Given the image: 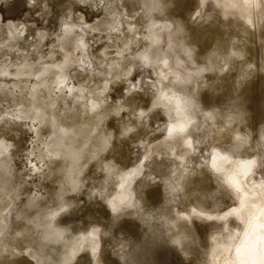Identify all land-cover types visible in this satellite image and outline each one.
Masks as SVG:
<instances>
[{
  "label": "rangeland",
  "instance_id": "obj_1",
  "mask_svg": "<svg viewBox=\"0 0 264 264\" xmlns=\"http://www.w3.org/2000/svg\"><path fill=\"white\" fill-rule=\"evenodd\" d=\"M123 2L133 5L129 18L119 11ZM88 3L91 7H83V0H67L62 8L56 0L0 4V55L6 54L2 64L12 73L3 76L0 70V144L8 147L6 154H0V264H124L125 260L128 264H211L212 238L225 242L222 239L230 232L225 230L226 223L232 232L244 228L235 216L227 222L213 217L238 206L231 190L214 174L213 152L222 148L241 160L264 156V72L257 70L264 67V24L257 18L256 28L247 26L235 14L225 15L212 0ZM198 10L201 13L196 16ZM126 20L140 22L141 40L133 57L121 50V24ZM164 24L171 29L169 34L162 30V53L184 77L182 92L192 99L197 119L190 130L193 151L188 163L166 152L167 146L184 154L185 147L180 138L168 139L165 108L153 107L159 94L154 68L136 58L138 67L125 74L128 61L148 47L149 27ZM64 29L71 31L68 37ZM14 34L23 43L20 52L9 47L18 42ZM74 36L86 43L83 57L77 38L69 48L76 64L68 70L67 83L75 86L74 92L67 88L61 93L56 88L48 94L42 87L41 99L30 97L38 81L34 76H13L18 65L27 61L30 68H43L40 63L47 60L40 62L38 57L51 53H56L52 63L61 62L66 53L63 41ZM107 84L105 93L97 90ZM249 93L250 99L245 97ZM98 96L103 97L99 107L87 111L108 117L99 132L84 127L80 141L85 143L81 152L86 157L77 174L82 184L67 190L65 158L55 157L52 164L38 159L50 142L49 126L20 119L19 109L26 110L28 101L42 107L54 102L45 109L46 120L53 113L61 123H77L90 98ZM134 104L144 106L143 112ZM129 128L133 131L128 132ZM66 132L62 138L71 141L75 132ZM100 141H108L101 147H108L104 156L98 154ZM110 163L122 174L143 166L133 180V205L122 204L117 212L109 202L121 191V180L109 171ZM248 178L260 183V170ZM62 199L71 203L65 211L59 209ZM32 201L41 202V207L31 211ZM53 213L57 215L49 219ZM94 214L99 220L92 225L98 226L100 241L95 256L85 249L67 261L63 240L88 232L87 222ZM52 225L67 231L58 243L45 238L53 235L47 232Z\"/></svg>",
  "mask_w": 264,
  "mask_h": 264
},
{
  "label": "bare ground",
  "instance_id": "obj_2",
  "mask_svg": "<svg viewBox=\"0 0 264 264\" xmlns=\"http://www.w3.org/2000/svg\"><path fill=\"white\" fill-rule=\"evenodd\" d=\"M201 1L205 2L206 0H201ZM212 1L214 3H216L219 6V8H221L223 10L225 15L235 14L236 16L241 18L247 26H249V24H250L252 26V28L253 27L256 28V26L259 24L257 22L258 21L257 18H260V14H261L260 10L261 9H259L257 7H247V8L241 9V8H231V7L220 6V5H228V4H231L234 2H239V0H212ZM66 4H67V0H56V5L58 8H62ZM120 5H121V3H120ZM132 7H133V5H130V4L123 2L122 5L119 7V9H120L119 11L122 13V16L128 17V13L130 12V8H132ZM200 13H201V11L198 10L196 13V16H199ZM250 20L252 21V23H249ZM139 25H140L139 21H131L130 22L128 20L124 21L123 24H121V27L123 26L122 27L123 28L122 29L123 30V38H122L121 50L124 53H129V55H132V57H133V54L135 53L134 51L136 49V46H138V44L140 45L141 39L139 40V38H140ZM170 29H171V26H169L168 24L161 25L160 27H158L157 25L150 26L149 32L151 33V35L148 36V39H149L148 47L145 48L144 51L141 52L137 57H134L133 61H128V63H127L128 68L127 69L125 68V74L129 73V72L131 73L132 69L138 65V63L136 61H134V59L140 57L141 55H143L145 53L148 55L149 62L147 65H151L154 68V74L158 78L157 86L159 87V89H158L159 94H158L156 101L153 103V107H157L154 105H158V106H162L165 108L166 114L169 118V123H168L167 130H166L167 134L166 133L165 134L167 135L168 139L180 138L182 140V141H180L183 144L182 146L185 147V153L180 154L179 150L177 153H175L176 152L175 150H177V149H175L174 146H173L174 149H169L170 147H167L165 144V146H166L165 149L168 148V149H166L167 150L166 152H167V154H169L168 152L170 151L171 154L173 153L174 156L176 155L179 160L181 158L183 160V162L188 163L187 156L193 151V143L191 141L190 130H191L192 126H194V124H196L195 122L197 119L194 116L195 112L192 113V108H193V105H192L193 102L191 103L192 99L190 100V97L182 92V88L184 86L183 84L186 83L184 77L182 75H180V72L175 71L176 69L174 70L170 66L169 57L166 54L162 53V47H161L162 40H163L162 30H164L167 34H169ZM16 32H18V31H16ZM70 32L71 31L68 30L66 33L65 29H64V34L66 37H68L67 35ZM13 38L15 39V41L17 40L18 42L16 43V45L11 44L9 46V44H8L7 47L8 46L11 48L16 47L17 52L22 51L23 43L22 44L20 43V39L16 38V35ZM76 38H77L78 43L81 44V46H82L81 56L83 57L85 52H86V49H85L86 43H85L83 38H78V37L74 36V38L67 39L69 41H63L62 46H63V49L65 50L66 53H65V56L61 62L52 63L54 61V57H55L56 53H51V54L47 55L46 57H41V56L38 57L37 61L41 62V60L42 61L47 60V62L44 61V62L40 63V64H42L41 66L43 68H30L29 64H31V63H29V62L27 63V61H24L21 65H18V68L16 69V71H14L15 73L13 74V76H17L20 78L21 76L29 75L32 77L34 76L35 79H37V81H38V82L34 83L35 85H33L34 87H32L33 90H32V95H30V97L42 96V95H40L41 93L39 92V90L41 91L40 88H42V87L47 89L48 94H54L56 88L61 93H63L67 88L70 90V93L74 92L75 86H73L71 88L67 83V78L69 76L68 70L72 67V64L73 65L76 64L72 59V54L70 53V49H69L73 45ZM1 44L3 45L4 43L2 42ZM162 45H164V44H162ZM25 46H26V44H25ZM116 53L118 54V52H116ZM4 56H6L5 53L0 55V70L3 69V72H2L3 76L5 74L11 75L12 73H10L8 68L6 69L5 68L6 66H4L2 64V62L4 60L2 61L1 59ZM165 60L168 62L167 66H165V64H164ZM75 61H76V59H75ZM15 65H17V64H15ZM52 69H54V71H52ZM46 75H50L51 77L44 78ZM120 76H122V74ZM124 76H126V75H124ZM37 77H39V79ZM111 77H112V75H111ZM61 81L64 82L62 87L60 86ZM104 81H105V79H104ZM184 81H185V83H183ZM108 88H109V85L107 84L104 87H98L97 90L101 89V91H102L101 93L103 94L107 91ZM161 92L166 93L169 98H171L173 93H175L177 96L182 97L183 100H187L188 103L186 105H183V107L187 111L178 114L177 110H176L175 101L171 100V99L162 98ZM92 93L93 92L90 90L89 95ZM37 94H39V95H37ZM250 95H251L250 93L246 94L245 97L250 99ZM24 99H26V98H24ZM40 99H41V97H40ZM183 100H182V104H183ZM27 101H28V99H27ZM42 101H41V103H43ZM44 101H46V100H44ZM89 101L90 102H88V104L84 106L85 109L83 108L84 110H82V112H81L82 114L78 117L79 120L77 121V123L72 122V123L67 124L65 121H64V123H66V124L61 123L59 121L60 119H57L56 115L53 113L51 114V116H49V120H46L45 116H46L47 112L45 111V109L48 107L52 108V106H54V104H55L54 102H50L49 106H47V105L45 106V104H44L43 106H45V107H42V106L37 105V103L35 101H28V102H26L27 103V107H26L27 109L26 110L19 109L20 110L19 111V114H20L19 118L20 119L30 120L33 125L35 122H37L38 125H42V124L46 123L49 126V128H50L49 129L50 130V137H49L50 142L45 145L46 150H43V151H46V152H41L42 149L40 150L41 153H39L40 156L38 157V159L42 162H46L47 160H49L50 164H52L53 159L55 157L62 156L65 158L66 166L64 165V171H65V177L67 178L65 180V182L68 185L67 190L69 188L71 190H77L79 188V186L82 184V181H79L77 179V174L80 173L79 172V169L81 167L80 162H82L86 157V153L81 152L84 148L85 143H82L80 141L81 136L85 133L84 127L88 126V127H90V129H93V130L99 132L100 131L99 130L100 124L103 123L104 120L108 117L107 113H102L99 111L95 112V115L91 114L92 115L91 116L90 113L87 111L88 107L92 108L93 103L98 105V101L102 102L103 97L98 96L97 98H90ZM138 101H143V100L140 99ZM134 105H135V107L142 109L141 111L143 112L144 106H139L138 104H134ZM194 105H195V103H194ZM26 114H28V115H26ZM185 116H187L191 121H193V123H191L188 126L187 132L183 135H177V136L169 137L168 127L170 125L176 124L178 122H183ZM61 128H63L65 130V132L66 131L75 132V137L73 139H71V141H64V139L62 138L63 134L59 132V129H61ZM39 131H40L39 129H36V133L38 135V138L39 137L41 138ZM166 135H165V137H166ZM109 142L111 143V141H109ZM188 142H190V144ZM105 143H108V141H100L99 142V146H98V154L99 155H101L103 153H105V155H106L105 149L108 147H106L103 150L101 149L102 145H104ZM110 143H109V145H110ZM171 144H174V143H170V145ZM5 146L6 145L3 142L0 144V154H2V155L5 153L4 151H6L8 149V147H5ZM178 146H180V144H178ZM178 146H176V147H178ZM153 150H155V149H153ZM214 152H219L220 155H229L233 161H237V160L244 161V160H241L238 157V155H236L235 153L229 152L228 150H224L222 148L215 149ZM73 154H75V158H73ZM158 154H159V152H158ZM103 156H104V154H103ZM2 160H4V159H2ZM218 165L223 167L225 172H230L233 168V165L224 163L222 161H219ZM211 166H212V161H211ZM142 170H143V166H140V169L138 171L130 170V171H127V172L122 174L121 172H118L117 165H115L114 163L109 164V171L112 174L117 175L121 180L119 186L117 185L121 191L118 192L117 196H115V197L123 198V200H124L123 204L133 205V203H134V201H133L134 197L132 196V194H133V190H132L133 180H134V177L136 175H140L142 173ZM254 172H255V169H254ZM214 174L217 175L218 178L224 183V179H225V173L224 172L215 171ZM250 177H253V176L250 175ZM259 184L260 183H255L253 178H247L244 181V184L242 185L243 193L248 194L250 197L253 194L256 196V199L254 201L256 204L260 203L259 195H260L261 189L259 187H257ZM229 189L231 190V192L235 196L236 200L238 201V206L236 208H239L240 207V196H238V194L233 189H231V188H229ZM117 203H119V202L117 201ZM60 204L61 205H60L59 209H61V208L66 209L70 206L71 203L62 199L60 201ZM109 204L111 205L110 202H109ZM122 206H125V205H122ZM40 207H41V202H39V201L33 202L32 201V205L30 206V210L31 211L35 210V209L38 210V208H40ZM120 207H121V205H119V208ZM254 210L255 209H253V211ZM228 212H226L224 214L218 213L216 216H215V214H214V216L213 215L212 216L214 218H218L220 220L223 219L224 222H227L228 218H229V215H227ZM24 213H25V215H27L26 212H24ZM92 213H94V212H92ZM231 216H235L237 221H240V218L238 216H236V215H231ZM178 217H180V216H178ZM28 218L26 217L25 219H28ZM89 218H91V221H89L87 223H90L91 228L88 232L81 233L79 236L72 238L70 241H66V238L63 240L64 243L62 244V248H63L64 254H66V260L67 261L73 260L74 258H76V256L81 251H83L85 249H90L92 252L93 244H95L96 252H97L98 247L100 246L99 245V243H100L99 233H98V231L93 232V229L94 228L98 229V226H93L92 223L99 220V217H97L94 214V215H91ZM228 225H229L228 223L225 224V230L228 232L230 230L229 233H231V235L234 236L238 231L235 230V232L234 231L232 232L231 229H229ZM55 227H57V226H55ZM55 227L52 225L48 228L47 232L50 231L53 233V235L48 233V237H50V238H48V241L58 243L60 238H63L67 231H66V229H63L60 227H59L60 229L58 230ZM56 233H59L60 236L57 237V235H55ZM223 238H224V236H223ZM222 240H224V239H222ZM224 243L225 242L220 243V241L215 236L212 238V250H211V255H210V258L212 260L211 264H224V254H223ZM44 246L48 247L49 245L46 246L44 244ZM42 248H44V247H42ZM40 250H42V249L40 248Z\"/></svg>",
  "mask_w": 264,
  "mask_h": 264
},
{
  "label": "snow or ice",
  "instance_id": "obj_3",
  "mask_svg": "<svg viewBox=\"0 0 264 264\" xmlns=\"http://www.w3.org/2000/svg\"><path fill=\"white\" fill-rule=\"evenodd\" d=\"M7 2L8 0H0V4H7ZM82 6L91 7L88 0H83ZM220 6L241 9L247 7H257L261 9L260 22L264 24V0H239V2ZM249 23H252V21L250 20ZM67 31L68 30L65 29L66 33ZM189 55H191V53H189ZM233 55H236V53H233ZM138 59H140L145 65L149 62V57L146 53L138 57ZM167 63L168 62L165 60V66H167ZM257 70L264 72V67H259ZM37 78L39 79V77ZM63 83V81L60 82L61 87L63 86ZM161 97L174 100L178 114L187 111L183 105H186L188 101L183 100L182 97L177 96L175 93H173L172 97L169 98L166 93L161 92ZM97 107H99V105L95 103L92 104L93 111H95ZM141 115H143V113ZM191 123H193V121L185 116L183 122L170 125L168 127L169 137L185 134ZM127 131L132 132L133 129L129 128ZM59 132L64 135L69 134L65 132L63 128L59 129ZM236 140L240 141L241 137L237 136ZM188 143L190 144V142ZM73 158H75V154H73ZM219 161L233 165L232 170L230 172H225L224 168L218 165ZM212 168L217 172H224V183L229 188L233 189L238 196H240V207L231 208L227 215L238 216L241 224L244 225L242 232H237L234 236L229 233V235L224 238V264H264V255H261L264 253V156H260L259 159L252 158L244 161H233L229 155H220L219 152H214L212 155ZM254 169H259L262 177L260 184L257 186L261 189L259 204L254 202L256 199L254 194L250 197L248 194L243 193L242 188L244 181L250 175H255ZM117 201L119 203H117ZM110 203L112 205L113 212H117L119 210V205H122L124 200L121 197H114L113 201H110ZM253 209L255 210L253 211ZM60 211H65V209L61 208ZM55 215H57V213H53L49 219H54ZM96 231H99V229L94 228L93 232ZM55 235H57V237L60 236L59 233H56ZM45 238L48 239L50 237L46 236ZM95 254L96 246L93 244L92 255L95 256Z\"/></svg>",
  "mask_w": 264,
  "mask_h": 264
},
{
  "label": "clouds",
  "instance_id": "obj_4",
  "mask_svg": "<svg viewBox=\"0 0 264 264\" xmlns=\"http://www.w3.org/2000/svg\"><path fill=\"white\" fill-rule=\"evenodd\" d=\"M74 202H76V201H74ZM76 203H77V202H76ZM81 203H82V201H81ZM72 211H73V210H72ZM72 211H70L69 214H70ZM261 255H264V253H262ZM124 264H128V260H125V261H124Z\"/></svg>",
  "mask_w": 264,
  "mask_h": 264
}]
</instances>
